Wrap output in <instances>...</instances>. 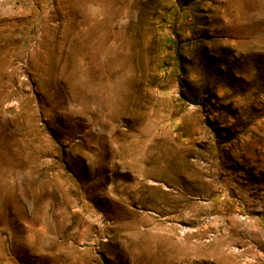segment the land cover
Segmentation results:
<instances>
[{"label":"rangeland","instance_id":"374dc122","mask_svg":"<svg viewBox=\"0 0 264 264\" xmlns=\"http://www.w3.org/2000/svg\"><path fill=\"white\" fill-rule=\"evenodd\" d=\"M0 264H264V0H0Z\"/></svg>","mask_w":264,"mask_h":264}]
</instances>
